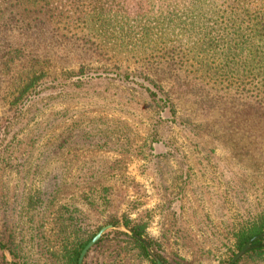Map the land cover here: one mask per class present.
Masks as SVG:
<instances>
[{
  "label": "trees",
  "instance_id": "trees-1",
  "mask_svg": "<svg viewBox=\"0 0 264 264\" xmlns=\"http://www.w3.org/2000/svg\"><path fill=\"white\" fill-rule=\"evenodd\" d=\"M102 83L110 84L102 92L116 98L114 105L133 118L148 120L154 128L151 135H157L158 127L165 134L172 128L166 123H171L183 131L184 140L191 136L200 143L192 148L200 156L195 159L198 170L216 165V148L230 150L213 142L216 135L202 124L228 114L252 135L247 137L251 156L240 152L235 160L241 170L235 185L220 173L225 191L236 201L234 212L227 209L228 202L201 193L199 200L208 203L213 220L204 213L180 221L169 201L166 214L174 243H188L187 229L198 237L224 236L230 238L231 257L260 235L241 256L264 259V0H0V104L27 107L39 98L90 104L95 90L89 87ZM56 118L57 113L48 117L43 128ZM67 138L63 143L69 148L118 151L117 138L104 127ZM203 138L213 141L201 143ZM118 170V164L116 169L113 162L95 159L84 162L78 174L86 186ZM127 177L124 174L122 188L103 184L86 190L77 184L62 189L63 178L51 179L28 197L25 209L31 226L49 215L59 243L57 253L47 250L46 262L77 264L82 248L102 224L120 223L128 234L114 232L125 246L115 239L116 256L127 248L137 259L156 264L143 246L158 245L146 232L153 210L142 209L140 200L128 195L127 182L131 187L134 183ZM161 183L166 189L164 180ZM176 183L181 191H192L186 177ZM68 190L69 197L62 198ZM183 203L189 209L200 204L195 199ZM158 211L160 216L164 210L160 206ZM102 242L99 238L84 259ZM1 247L13 256L7 245ZM154 256L161 264H173L159 252ZM13 264L22 263L17 259Z\"/></svg>",
  "mask_w": 264,
  "mask_h": 264
},
{
  "label": "rangeland",
  "instance_id": "rangeland-1",
  "mask_svg": "<svg viewBox=\"0 0 264 264\" xmlns=\"http://www.w3.org/2000/svg\"><path fill=\"white\" fill-rule=\"evenodd\" d=\"M67 67L72 68L69 65ZM77 70V68L73 69L75 73ZM108 85L110 84L102 83L89 87V90L92 87L95 90L88 98L92 102L90 104L86 100L73 101L64 98L54 101L51 99L44 101L39 98L35 104L27 107L25 104L16 106L0 104V244L7 245L13 253L12 256L1 247L0 262L13 264L18 259L22 264L55 263L49 260L46 262L45 259L47 250L57 253L59 245L51 233L50 216L31 226L27 217L28 210L25 209L28 197L37 190L41 191L51 179L58 182V179L63 178L62 189L74 184L85 190L103 184L122 188L126 182L123 181L125 174L136 184H132L131 187L127 182L128 195L140 200L142 209L153 210L154 215L147 222L146 231L158 244L151 249L153 254L159 252L167 262L173 264H229L237 254L235 252L229 257L230 238L198 237L193 229H187L188 236H191L187 240L188 243L179 242L180 245L174 243V230L168 223L170 216L166 214L168 213L166 203L169 201L170 208L176 213L175 216L184 222L189 217L193 219L196 215L204 213L214 219L208 203L199 200L201 193L228 202L227 209L229 212H234L236 201L232 200V195L225 191L220 173L224 179L231 182V187L235 185L233 182L237 180L241 171L235 160L240 158L238 157L240 152L251 156L247 153L251 144L247 137L252 135L244 133L245 129L236 124L230 115L225 114L222 117L221 114H217L218 120L214 122L209 120L207 124H202L201 128L204 125L209 126V134L216 135V141H212L220 142V145L230 150L216 148L214 152L216 165L205 164L204 170H198L201 166L199 163L195 164V159L199 154L193 152L192 148L200 143L191 136H183L188 138L184 140L181 137L183 131L181 129L180 132L177 131L176 126L171 123H166L172 128L165 134L163 129L160 130L158 127L157 135H151L150 130L154 128L147 125L146 118H133L114 105L117 100L113 95L102 92L105 87L110 88ZM87 89L88 87H83V90ZM85 93L82 92L83 97ZM54 113H57L58 118L43 128L41 123L48 117H53ZM161 120L166 119L162 116ZM98 127L108 129L111 137L117 138L118 151L99 148L74 149L63 143L69 139L67 137L75 135L77 131ZM204 140L212 143L210 138L201 139V143ZM171 145L177 146V151L173 150ZM239 146L244 147V150H239L237 148ZM95 159L113 162L116 164V169L118 164V173H113L109 179L92 181L84 186L78 169L84 162ZM144 166L146 175L141 173ZM185 177L187 183L192 184L190 188L192 191H181V184L178 187L179 183L176 182H180ZM162 180L166 189H162ZM68 194L69 190L62 198H68ZM185 199H188V202L195 199L200 204L199 206L194 204L195 207L189 209V206L183 203ZM160 206L164 211L159 216ZM103 227L108 228L100 237L103 239L102 245L90 251L85 259V255L83 256L82 260L85 264H149L146 260L137 259L136 252L127 248L125 252L116 256L115 251H112L114 245H117L116 240L121 247L125 246L121 242L122 237L115 236L114 232L128 233L120 223L102 224L98 230ZM241 258L242 256L235 262L264 264V259Z\"/></svg>",
  "mask_w": 264,
  "mask_h": 264
},
{
  "label": "water",
  "instance_id": "water-1",
  "mask_svg": "<svg viewBox=\"0 0 264 264\" xmlns=\"http://www.w3.org/2000/svg\"><path fill=\"white\" fill-rule=\"evenodd\" d=\"M108 227H103L101 228L100 230H98L94 236L86 243V245L82 248L79 256H78V259H77V264H81V261L83 259V256L85 255V253L89 250V248L91 246H93L96 241L101 237V235L103 234V232L107 229ZM260 235H257L255 236L254 238H252L251 240H249L240 250L239 252H237V254L234 256V258L230 261V263H233L235 262L243 253L245 250L248 249L250 243L259 238ZM143 246H144V249L147 253V255L149 256L150 259H152L156 264H161L157 259L156 257L154 256V254L152 253L151 249L143 242ZM229 263V264H230Z\"/></svg>",
  "mask_w": 264,
  "mask_h": 264
}]
</instances>
